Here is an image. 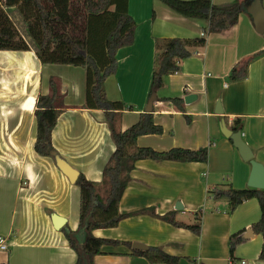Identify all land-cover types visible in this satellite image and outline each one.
Segmentation results:
<instances>
[{"label": "crops", "instance_id": "crops-1", "mask_svg": "<svg viewBox=\"0 0 264 264\" xmlns=\"http://www.w3.org/2000/svg\"><path fill=\"white\" fill-rule=\"evenodd\" d=\"M210 1L224 5L233 0ZM261 5L264 8V0ZM126 8L136 25L134 40L116 51V71L104 81L107 98L125 105L121 130L145 111L156 41L199 37L206 26L204 20L183 16L161 0H127ZM263 33L255 30L244 10L228 30L210 32L203 46L189 47L191 54L181 61L180 72L164 76V85L154 91L151 110L162 131L139 135L137 145L158 152L206 147L207 159L136 160L118 206L125 216L116 227L92 232L120 244L103 245L93 264H166L132 254V242L159 246L178 256L177 264H264L258 258L260 234L252 231V236L243 238L233 260L227 243L231 234L243 235L259 219L257 200H245L227 213V200L211 194L228 184L235 189L249 187L250 163L221 133V119L231 130L239 119L242 139L264 166V54L248 62L239 80L226 79L236 62L264 48ZM84 76L81 66L42 64L32 49L0 50V236L6 244V249H0V264H73L76 260L61 228L75 230L78 225L79 188L56 167L51 155L34 150V103L37 94L48 92V80L53 78L64 102L51 131L53 149L86 179L99 181L115 144L103 111L82 107ZM190 93L196 98L184 102V95ZM172 98L181 99L180 107ZM217 102L221 113L215 112ZM51 213L66 219L58 230ZM171 213L180 223H199V233L170 223L164 217Z\"/></svg>", "mask_w": 264, "mask_h": 264}, {"label": "trees", "instance_id": "trees-1", "mask_svg": "<svg viewBox=\"0 0 264 264\" xmlns=\"http://www.w3.org/2000/svg\"><path fill=\"white\" fill-rule=\"evenodd\" d=\"M71 1L0 0V50L32 49L42 64L83 67L85 76L82 107L103 111L115 149L104 163L99 181L88 180L79 172L75 181L79 188L78 225L75 230L66 225L61 228L70 248L76 253L73 264H93L94 256L102 253L103 245L120 244L118 240L96 237L92 232L97 228L116 227L125 216L120 213L118 206L135 161L141 158L205 161L207 148L189 150L174 147L158 152L149 147H139L136 143L139 135L162 131L161 126L154 123L151 112H140L135 123L121 130L120 119L125 105L121 101L107 98L104 81L116 71V51L134 40L136 25L127 12V0H79L77 9L70 10ZM161 1L183 16L204 20L206 26L199 37H173L156 41L150 92L164 85L165 75L180 72L181 61L191 54L189 47L203 46L208 33L224 32L236 24L238 15L245 10L244 5L249 0H233L224 5L213 4L210 0ZM77 16V29L72 35L68 28L73 26ZM18 20L29 38L27 41L17 27ZM93 20L96 25L104 27L101 32L97 28L88 29V21ZM262 54L264 48L236 62L226 79L236 81L242 78L248 62ZM171 101L180 107V98H172ZM63 109V94L58 83L50 77L48 92L44 95L37 94L34 103L36 132L33 147L36 153L49 155V151L53 150L51 131ZM185 117L189 122V116L185 114ZM235 122L232 129L241 131L239 119ZM211 194L214 199L227 200V213H232L245 200H257L260 216L251 224V229L262 237L258 258L264 259V189H235L228 184L225 188L214 189ZM171 215L172 213L164 218L175 226L199 233V223L186 225L176 221ZM242 241L240 231L229 236L227 243L230 260L234 259L236 246ZM123 243L130 245L129 242ZM131 253L144 257L150 263L177 264L179 261L178 256L166 253L159 246H149L145 250L132 249Z\"/></svg>", "mask_w": 264, "mask_h": 264}, {"label": "water", "instance_id": "water-1", "mask_svg": "<svg viewBox=\"0 0 264 264\" xmlns=\"http://www.w3.org/2000/svg\"><path fill=\"white\" fill-rule=\"evenodd\" d=\"M245 10L250 14L254 28L258 33L264 32V8L261 5L260 0H249L245 5ZM196 98V95L190 93L186 94L183 97L184 102L188 103ZM156 100L155 92L152 91L145 106L146 112H151L152 103ZM222 109L220 108L218 102L217 107L215 109L216 113H221ZM220 131L221 133L230 138L234 147L237 149L240 157L243 160H247L250 163V172L248 175L247 185L251 188L264 189V166L253 158V152L251 148L246 144V142L242 139L241 131L236 130L233 131L229 129L223 119L220 121ZM49 155L53 157L54 163L56 167L67 177L70 183H75L79 171L72 167L65 159L60 157V155L53 149L49 151ZM176 207H181L180 203L176 204ZM50 219L54 229H60L66 222L65 217L60 216L56 213L50 214ZM253 235V232L250 228H246L243 233V238H248ZM131 247L133 249L145 250L148 246L139 243L132 242Z\"/></svg>", "mask_w": 264, "mask_h": 264}, {"label": "rangeland", "instance_id": "rangeland-1", "mask_svg": "<svg viewBox=\"0 0 264 264\" xmlns=\"http://www.w3.org/2000/svg\"><path fill=\"white\" fill-rule=\"evenodd\" d=\"M78 3H79V0H72L71 1V3H70V5H69V8H70V10L71 9H77V5H78ZM82 15V14H81ZM80 16V15H79ZM16 18L17 19H19V17L16 15ZM77 18H78V16L77 17H75V19H74V21L75 22H73L72 24H73V26H71V27H69L68 28V32L70 33V34H72L73 35V33L76 31V29H77V27H76V20H77ZM18 22L19 23H17V27H18V29H19V31L22 33V35H23V38L27 41V39H29L28 37H27V35H26V33L25 32H23V26L21 25V23H20V21L18 20ZM92 23V24H91ZM88 29L90 28V27H92L93 29L94 28H97V30H100V32H101V30H103V26L101 27V25L100 24H98V25H96V23L94 22V20H93V22L92 21H88Z\"/></svg>", "mask_w": 264, "mask_h": 264}, {"label": "built area", "instance_id": "built-area-1", "mask_svg": "<svg viewBox=\"0 0 264 264\" xmlns=\"http://www.w3.org/2000/svg\"><path fill=\"white\" fill-rule=\"evenodd\" d=\"M0 249H6L5 238L0 236Z\"/></svg>", "mask_w": 264, "mask_h": 264}, {"label": "bare ground", "instance_id": "bare-ground-1", "mask_svg": "<svg viewBox=\"0 0 264 264\" xmlns=\"http://www.w3.org/2000/svg\"><path fill=\"white\" fill-rule=\"evenodd\" d=\"M32 103H33V100L31 99V100H28V101L26 102V105H27L28 107H30Z\"/></svg>", "mask_w": 264, "mask_h": 264}]
</instances>
